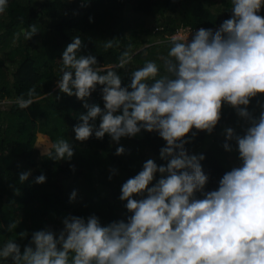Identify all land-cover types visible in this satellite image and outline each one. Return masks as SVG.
Listing matches in <instances>:
<instances>
[{
	"label": "clouds",
	"instance_id": "9594fccd",
	"mask_svg": "<svg viewBox=\"0 0 264 264\" xmlns=\"http://www.w3.org/2000/svg\"><path fill=\"white\" fill-rule=\"evenodd\" d=\"M7 3L0 0V13ZM262 8L264 0H231L230 16L215 29L178 27L162 57L163 74L148 60L129 74L127 84L118 70L131 62L128 52L105 68L91 53L78 55L86 45L80 36L73 37L59 58L55 83L60 93L75 96L86 109L72 125L74 139L83 142L94 135L102 140L107 134L119 144L123 137L155 132L165 142L159 149L165 163L149 158L122 183L118 199L126 201L125 219L102 224L95 213L68 214L58 231L45 226L30 237L27 230L19 232L21 240L28 239L23 251L16 239L7 240L0 259L11 264H264V103L257 101L258 116L248 109L251 98L264 93ZM29 28L26 40L38 32L35 25ZM185 29L188 34L179 36ZM112 47L111 40L104 44L106 50ZM98 88L103 107L88 103ZM35 95L31 88L28 99L18 97L15 103L26 109L36 102ZM224 104L246 124L242 134L230 126L223 129L222 147L235 150L240 164L222 175L215 190H206L205 156L185 145L198 131L213 132ZM52 149L56 161L74 155L69 139H58ZM125 152L120 145L114 154ZM69 167L75 171V165ZM30 175L31 169L18 179L23 183ZM46 179L41 173L33 182ZM76 196L73 189L69 202Z\"/></svg>",
	"mask_w": 264,
	"mask_h": 264
},
{
	"label": "trees",
	"instance_id": "16d2710c",
	"mask_svg": "<svg viewBox=\"0 0 264 264\" xmlns=\"http://www.w3.org/2000/svg\"><path fill=\"white\" fill-rule=\"evenodd\" d=\"M230 8L231 0H8L0 13V247L16 239L23 251L28 239L21 240L19 232L27 230L30 237L32 231L45 226L58 231L61 218L68 214L87 217L95 213L102 224L125 219L129 215L123 206L126 201L118 199L122 183L140 171L149 158L158 165L165 163L159 158L165 142L155 132L123 137L119 144L110 142L107 134L102 140L94 135L83 142L74 139L72 125L86 109L75 96L60 93L55 83L59 58L72 38L80 36L86 45L78 55L91 53L105 68L128 52L131 62L118 70L127 84L129 74L148 60L155 61L163 74L162 57L167 55L171 34L178 27L215 29L230 16ZM260 15L264 16V8ZM29 25H35L38 32L26 40ZM108 40L113 47L106 50ZM31 88L36 91L31 97L36 102L19 108L16 99H28ZM87 99L103 107L99 88ZM257 101L264 103V93L251 98L248 105L256 116L260 112ZM228 126L242 134L246 124L224 104L213 132L198 131L185 145L190 152L205 156L201 164L209 177L206 190H215L222 175L240 164L239 159L230 158L231 154L238 156L235 150L228 152L222 147L223 129ZM39 132L48 134L50 146L43 135L38 138ZM60 138L73 145L70 161L55 160L52 145ZM229 143L235 149V142ZM120 145L126 152L115 155ZM46 147V152L40 151ZM49 151L52 157H48ZM70 164L75 165V171ZM113 168L115 174L110 172ZM29 169L28 180L20 182L18 174ZM41 173L46 182L35 184L34 177ZM73 189L77 196L69 202ZM10 224L17 226L9 228ZM0 264L11 262L0 259Z\"/></svg>",
	"mask_w": 264,
	"mask_h": 264
},
{
	"label": "rangeland",
	"instance_id": "374dc122",
	"mask_svg": "<svg viewBox=\"0 0 264 264\" xmlns=\"http://www.w3.org/2000/svg\"><path fill=\"white\" fill-rule=\"evenodd\" d=\"M219 8H221L222 7V5H220V4H218L217 5ZM192 31V30H191ZM188 30L187 29H185V30H181L178 34H179V36H183V35H187L188 34ZM194 32V31H193ZM190 36H191V33L189 34ZM39 134H41V135H43L44 136V139H45V141L47 140V143L48 144H46V146L48 145V146H50L52 143H51V141H50V138H49V136H48V134H45V133H41V132H39L38 133V138H39ZM39 142V141H38ZM39 143H41V142H39ZM37 146L40 148V146L37 144ZM48 149V147H46L45 149H43V150H40V151H43V152H46V150ZM233 155V157H230V158H232V159H238V156L237 155H234V154H231L230 156H232Z\"/></svg>",
	"mask_w": 264,
	"mask_h": 264
}]
</instances>
